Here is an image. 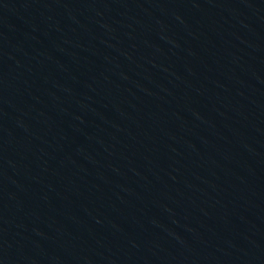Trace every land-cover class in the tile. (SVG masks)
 <instances>
[{
  "label": "water",
  "instance_id": "1",
  "mask_svg": "<svg viewBox=\"0 0 264 264\" xmlns=\"http://www.w3.org/2000/svg\"><path fill=\"white\" fill-rule=\"evenodd\" d=\"M0 264H264V0H0Z\"/></svg>",
  "mask_w": 264,
  "mask_h": 264
}]
</instances>
